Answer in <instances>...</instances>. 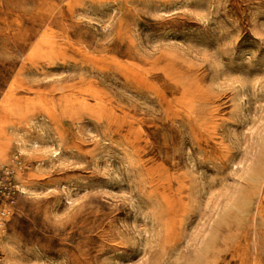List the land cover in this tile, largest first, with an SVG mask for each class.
<instances>
[{
    "label": "rangeland",
    "instance_id": "obj_1",
    "mask_svg": "<svg viewBox=\"0 0 264 264\" xmlns=\"http://www.w3.org/2000/svg\"><path fill=\"white\" fill-rule=\"evenodd\" d=\"M0 264H264V0H0Z\"/></svg>",
    "mask_w": 264,
    "mask_h": 264
},
{
    "label": "built area",
    "instance_id": "obj_2",
    "mask_svg": "<svg viewBox=\"0 0 264 264\" xmlns=\"http://www.w3.org/2000/svg\"><path fill=\"white\" fill-rule=\"evenodd\" d=\"M24 170L25 166L19 156L14 157L10 164L0 165V232L5 227L6 217L11 213V202L19 192L15 183L16 175Z\"/></svg>",
    "mask_w": 264,
    "mask_h": 264
}]
</instances>
